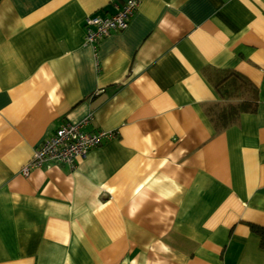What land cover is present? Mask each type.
<instances>
[{
  "label": "crops",
  "instance_id": "0c3cea01",
  "mask_svg": "<svg viewBox=\"0 0 264 264\" xmlns=\"http://www.w3.org/2000/svg\"><path fill=\"white\" fill-rule=\"evenodd\" d=\"M127 1H0V264H264V0H138L95 53L85 19ZM89 116L115 136L23 174Z\"/></svg>",
  "mask_w": 264,
  "mask_h": 264
},
{
  "label": "built area",
  "instance_id": "2783aa9c",
  "mask_svg": "<svg viewBox=\"0 0 264 264\" xmlns=\"http://www.w3.org/2000/svg\"><path fill=\"white\" fill-rule=\"evenodd\" d=\"M139 5L138 0H128L117 7V12L112 15L88 16L84 21L86 44L92 46L97 53V45L101 40L127 29ZM92 120L93 117L89 116L76 124H63L55 135L48 138L34 152L32 160L23 169V174L27 175L31 168H41L45 165L73 166L75 161L86 159L92 149L100 147L115 136L113 131H87L86 127Z\"/></svg>",
  "mask_w": 264,
  "mask_h": 264
},
{
  "label": "trees",
  "instance_id": "16d2710c",
  "mask_svg": "<svg viewBox=\"0 0 264 264\" xmlns=\"http://www.w3.org/2000/svg\"><path fill=\"white\" fill-rule=\"evenodd\" d=\"M241 84L245 86L247 85L249 88L254 89L252 84L240 74H227V76L218 83L217 87L220 94L225 100H227V98L230 97L229 89L241 88ZM254 98H256V96L253 95L236 103L225 101L226 103L224 102L223 104H220L218 106L219 113L212 118V120L216 121L218 130H224L227 127L235 124L239 120L241 113L254 112L256 110V100ZM251 228L261 238V245L264 248V227L252 225Z\"/></svg>",
  "mask_w": 264,
  "mask_h": 264
}]
</instances>
